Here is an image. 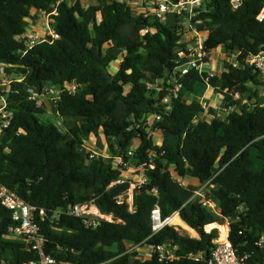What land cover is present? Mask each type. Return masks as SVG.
<instances>
[{
	"label": "trees",
	"instance_id": "1",
	"mask_svg": "<svg viewBox=\"0 0 264 264\" xmlns=\"http://www.w3.org/2000/svg\"><path fill=\"white\" fill-rule=\"evenodd\" d=\"M55 3L0 0V64L15 66L10 72L24 77L4 93L14 117L0 134V185L46 210L47 217L37 218L47 240L46 253L71 264H165L157 256L132 261L126 254L151 236L152 212L159 208L163 217L179 212L188 226L183 223L199 235L192 238L167 227L147 240L151 245L176 246L178 264H208L219 231L208 234L205 227L225 219L230 221L229 238L238 254H248L250 264H264V248L258 246L264 236V101L256 88L264 82L246 62L247 56L264 50V20L257 19L264 0H247L236 11L229 0L204 3L199 18L200 30L208 34L206 49L241 52L237 67L227 63L220 76L208 81L207 73L178 71L185 62L179 53L186 46L179 43L174 23L137 14L129 4L116 0L61 3L52 16L59 39L39 42L23 55L32 9L50 13ZM144 29H149L145 35ZM118 53L122 61L112 76L108 66ZM158 82H163L158 85L161 91ZM72 83L79 85L77 93L64 91L55 104L60 117L78 120L64 134L38 118L44 112L29 99L28 88L40 91L46 84L64 88ZM197 83L210 85L224 96L227 107L236 110L225 119L203 120L201 103L184 99ZM148 84L154 87L149 89ZM175 84L182 85L177 98L172 92ZM128 85L130 92L125 90ZM234 92L237 100L230 96ZM154 131L165 136L160 145L153 141ZM101 132L110 153L127 164L135 160L147 179L146 185L134 190L132 212L127 202L119 203V197H127L134 177L125 178L127 170L111 159L92 160L81 151L82 135ZM135 140L139 146L128 154ZM252 150L263 163L261 171L253 169ZM181 178L209 183L207 195L224 220L192 199L195 188L184 185ZM89 202L119 222H103L94 229L64 214L51 220L58 210ZM15 225L12 211L0 203V250L2 255L12 253L2 261H38L21 240H7Z\"/></svg>",
	"mask_w": 264,
	"mask_h": 264
},
{
	"label": "built area",
	"instance_id": "2",
	"mask_svg": "<svg viewBox=\"0 0 264 264\" xmlns=\"http://www.w3.org/2000/svg\"><path fill=\"white\" fill-rule=\"evenodd\" d=\"M65 1L69 0H56V3L52 6V12H42L40 24L43 26V33L41 35L36 34L28 36L26 33V35L23 36L25 44L27 46V49L23 52V55H26L28 51L31 50L34 45L39 42H53L59 39V35L52 25V16L57 14L58 6ZM116 1L127 3L131 7H133V0ZM206 1L207 0H180L177 3H174L170 0H141V6L144 11L141 14H143L145 17H152L159 22H163L167 18H172L174 20L176 34L180 38L179 43L186 46V49H183L179 53L180 57L185 59V62L178 68V71L181 73V75H187L190 70H195L200 74L207 73L208 77L206 78V80L208 81L216 75L214 72L204 71V66L208 61L210 52L205 47L203 37L206 32L200 30L202 20L199 17L202 7ZM246 1L247 0H229L230 5L234 11L239 10ZM257 19L260 22L264 20V7ZM148 32L149 29H144L141 31V34L145 35ZM233 54H235L237 59L241 52L236 51ZM246 62L259 72L262 80L264 81V50H261L256 55L247 56ZM230 65L237 67L238 61ZM13 68H15V66L11 64H0V134L4 129L10 126L11 120L14 117V112L9 109L7 97L4 95V93L10 91L11 85L14 81L22 82L24 80L23 76L15 77L14 74L10 72V70H12ZM153 87L154 86L152 84H148L149 89H152ZM156 87L158 88V91L162 90L161 87L157 85ZM78 88L80 87L76 83L64 86V88L54 85H45L40 91L35 88L29 87V99L35 102L37 109L43 110L45 107L43 102L44 98H48L54 104H56L57 101L60 100V96L64 91L75 94L77 93ZM181 90L182 85L175 84L172 89L173 96L177 98ZM227 91L228 89L225 90V92ZM202 107L204 110L206 109L205 105H202ZM160 119V117H157V120ZM150 120H152V118L148 119V121ZM88 154L89 158L92 160L100 156L92 151ZM117 165L123 166L125 169L128 166V164L124 162L123 159H121L120 164ZM149 166L152 169L155 168V166ZM146 183V177L141 174V177L135 184L134 188L136 189L137 187L139 188L141 186H144L146 185ZM208 185L209 183L200 184L195 189L192 199L200 200V202H202L203 206L208 211H210L217 218H222V220H224L217 210V203L213 200V198L207 195ZM152 192L157 195L156 189L152 190ZM129 193L130 192L127 193V197L120 196L119 203H123L124 201L127 202L130 206L129 211L132 212L133 197H131V202H129L127 200L128 196L130 198ZM0 203L2 206L12 211L13 220L15 221L16 225L14 228L10 229L11 234L21 240L28 250L36 253L39 257L38 261L23 262L21 264H71L69 262H59L56 258L46 253L47 240L42 234L41 228L37 221L38 217H47L46 210L24 202L14 192L10 191L8 188L2 185H0ZM62 214L79 218L83 220L87 228L94 229L100 226L103 222H119L112 214L103 213L94 204V202L77 204L69 206L64 210H58L54 212L51 220L58 219ZM175 217H178L182 221L179 212H176L169 217H163L160 209L156 208L152 212V234L148 239L159 234L167 227H173L177 232L181 233V229L185 228L174 221ZM209 226L215 227L208 229ZM215 229L219 231V237L213 241L214 247L208 260V264H250V256L248 254H245L243 256L239 255L234 244L229 238L230 221L225 219L223 222H216L205 227V231L208 234ZM190 236L192 238H199V235H197L196 237L192 235ZM147 240L134 245L127 250L126 254L131 255L130 257L132 261H148L151 260L154 256H157L158 260L161 263L178 264L177 261L179 260V258L176 256V246H173L169 242L151 245L147 243ZM258 246L264 248V236H262V238L258 242ZM189 258L201 260L203 259V256L190 255ZM0 264L7 263L1 261ZM102 264H111V261Z\"/></svg>",
	"mask_w": 264,
	"mask_h": 264
},
{
	"label": "crops",
	"instance_id": "3",
	"mask_svg": "<svg viewBox=\"0 0 264 264\" xmlns=\"http://www.w3.org/2000/svg\"><path fill=\"white\" fill-rule=\"evenodd\" d=\"M84 4H92L95 3L96 0H82ZM132 8L135 10L136 13L141 14L143 11L141 6V0H133ZM31 18L28 19V27H27V35L32 36L36 34H42L43 33V26L40 24V19L42 17V11H39L37 9H32L31 11ZM36 19V20H34ZM171 20L170 24L174 23V20L172 18H169ZM208 36V34H204V36ZM218 50L221 49V52H218L217 54L213 53V51L210 52L208 61L205 63L204 71L206 72H214L216 76H220L222 72L225 71L226 64H232L234 62H237L235 54L231 52L225 51L223 47L217 48ZM216 50V49H215ZM122 56V55H121ZM122 59V57H121ZM120 65V64H119ZM215 76V77H216ZM47 86L53 85V84H46ZM259 92L260 99L262 96H264V86H258L256 87ZM219 89V88H218ZM238 98V96H237ZM184 99L188 102L191 101H199L201 105H205L206 109L201 114V118L203 120H213L214 118H221L225 119L231 112L236 110L235 106L227 107L224 102V96L220 93H217L214 88H212L207 83H197L195 85V89L193 93H187L185 92ZM44 102V109L43 112L46 113H56V106L55 104L48 98L43 99ZM246 101H244L245 103ZM58 115V114H57ZM59 116V115H58ZM63 118V117H61ZM65 121L66 131L70 130L71 127H68V122L75 121L73 118H63ZM82 141L83 146L81 150H87L88 152H94L97 153L100 156L106 157L110 155V150L106 145L105 138L103 136V133L101 132L99 136H85L82 135ZM153 141L155 144L160 145L162 141L165 139V136L163 133L159 131L152 132ZM170 141L176 142V139L169 138ZM141 171V169H140ZM135 172V171H134ZM129 172H124L125 178L130 177H139V174H129ZM141 174V173H140ZM180 181L189 187L197 188L200 184L192 180L190 178H181ZM13 238H16L18 241L19 239L15 236H11ZM9 237V238H11ZM10 258L12 257V253L10 251H7L5 255L1 254L0 250V262L2 261V258Z\"/></svg>",
	"mask_w": 264,
	"mask_h": 264
},
{
	"label": "rangeland",
	"instance_id": "4",
	"mask_svg": "<svg viewBox=\"0 0 264 264\" xmlns=\"http://www.w3.org/2000/svg\"><path fill=\"white\" fill-rule=\"evenodd\" d=\"M34 20H36V19H34ZM163 23L164 24H166V25H168V24H170L171 23V20L169 19V18H167V19H165L164 21H163ZM203 40H204V42L207 40V36L205 35L204 37H203ZM221 49H216V50H214L213 51V53H215V54H217L218 52H221L220 51ZM117 56H118V59L115 61V62H113V63H111L109 66H108V72L110 73V75H112V76H114V75H116L117 74V72H118V70H119V64L121 63V61H122V59H121V53H118L117 54ZM14 76L16 77L17 75H15L14 74ZM262 82H264V81H262ZM162 84H163V82H158L157 83V86L159 85V86H162ZM126 92H130V90H131V86L130 85H128V86H126ZM264 90V89H263ZM191 93H193V92H191ZM187 94V93H186ZM234 94V95H233ZM233 94H231L230 96H232V98H233V100H237L238 98H237V96H238V94H236L235 92L233 93ZM262 101H264V96H262ZM165 103H167L168 102V100H165L164 101ZM38 118L42 121V122H48V123H52V124H54V125H56V126H58V128L60 129V131L61 132H63L64 134L67 132L66 131V125H65V122H67V121H65L63 118H61L60 116H58L56 113H43V114H39L38 115ZM76 122H78V120L77 119H75V121H70V122H68V127H74V125H75V123ZM158 145V144H157ZM139 146V141L138 140H135L134 142H133V144H132V146L129 148V150H128V154H130V153H132L133 154V152L136 150V148ZM82 152H83V154L84 155H86V156H88L89 154V152L87 151V150H81ZM106 158V157H105ZM107 159H111V161H113V163H117V164H120V161H121V157H114L111 153H110V155H108L107 156ZM252 159H253V169H254V171H261L262 169H263V163L258 159V157H257V152L255 151V150H252ZM137 163H136V161L135 160H131L129 163H128V166L126 167V172H129V174H132V172H133V174H139L140 176L139 177H134V179L133 178H131V179H133L134 180V183H132L131 184V189L129 190V195H130V198H129V196H128V198H127V200L129 201V202H131L130 200H131V197H134V186H135V184L137 183V181L140 179V177H141V171H140V169L137 167V165H136ZM135 171V172H134ZM128 174V175H129ZM181 233L182 234H187V235H192V236H194V237H196L198 234L197 233H195V232H191V231H188L187 229H181ZM7 240H11V241H15V240H17L16 238H13V237H11V238H7Z\"/></svg>",
	"mask_w": 264,
	"mask_h": 264
},
{
	"label": "bare ground",
	"instance_id": "5",
	"mask_svg": "<svg viewBox=\"0 0 264 264\" xmlns=\"http://www.w3.org/2000/svg\"><path fill=\"white\" fill-rule=\"evenodd\" d=\"M174 221L175 222H177V223H179L181 226H183L185 229H188V230H190L192 233H193V231L190 229V228H188L178 217H175L174 218Z\"/></svg>",
	"mask_w": 264,
	"mask_h": 264
}]
</instances>
